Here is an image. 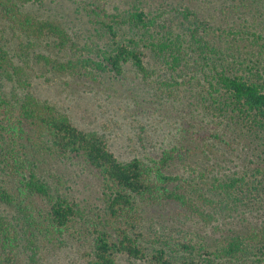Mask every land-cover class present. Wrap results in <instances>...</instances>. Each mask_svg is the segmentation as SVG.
Wrapping results in <instances>:
<instances>
[{"label": "trees", "instance_id": "trees-1", "mask_svg": "<svg viewBox=\"0 0 264 264\" xmlns=\"http://www.w3.org/2000/svg\"><path fill=\"white\" fill-rule=\"evenodd\" d=\"M45 1L0 0V264H47L43 248L66 243L80 245L83 264H264V0H143L105 15L85 3L90 37L37 12ZM36 46L44 67L77 80L114 89L140 77L156 110L140 115L163 122L148 142L161 141L158 153L124 159L105 132L41 98ZM178 110L185 120L168 136ZM198 143L233 147L240 168L224 171L235 155L225 149L206 166ZM61 162L93 171L101 208L68 192ZM182 215L216 228L185 227Z\"/></svg>", "mask_w": 264, "mask_h": 264}, {"label": "rangeland", "instance_id": "rangeland-1", "mask_svg": "<svg viewBox=\"0 0 264 264\" xmlns=\"http://www.w3.org/2000/svg\"><path fill=\"white\" fill-rule=\"evenodd\" d=\"M153 1L159 3L160 0ZM85 3L95 4V6L99 7L101 14L105 15V13L111 14L117 11L118 7H125V9L129 8V6H132L134 3H138V7L143 8V6H146L147 1L46 0L43 5H37L36 11L42 12L45 15L48 14L53 18H57V20L64 22L66 26L74 27L76 29L75 35L89 36L91 33L95 34L93 32L96 26H92V23L95 21L96 16L88 13ZM88 27H91V29L86 31ZM9 38L11 39V44L13 45L14 49L21 51L18 37H12L9 35ZM93 38H96V36H93ZM12 39L14 40V44L12 43ZM27 49H29V47ZM34 49L30 54V57L32 58L31 62L33 64V89L41 98L49 99L52 102L58 104L60 107L69 111V113L73 115L75 121L80 126L96 128L105 132V134L109 137V143L111 147L118 156L124 159L131 158L134 155L142 156L147 153H151L150 155H155L158 153L157 149L161 141L156 138L154 142H148L152 140V136H155L157 133H159L163 122H161V120L158 121L154 117L153 120L148 119L146 122H144L142 115H140V113L142 114V111H144L142 110L144 107L146 109L151 107L147 111L156 113V110L154 109L155 104H149L147 105L149 107H147L142 102L143 98L145 97V93L148 94V91L152 89L149 85L144 83L140 77H137V75L135 76L133 72H130L127 74V78L124 81L115 82V88L110 89L108 84L100 85L96 84L95 82L93 83L77 80L75 78L69 77L64 72H61L58 68H51L49 66L44 67V60L40 61L34 55V53L36 54L37 51H39L40 47L36 46ZM40 51L48 54L51 53V48L45 46ZM57 56L63 57L65 54L62 52ZM152 99H154V97H152ZM170 113L172 114L171 111ZM173 114L174 116L170 117V121L174 125H170L169 123H167V125L169 124V126L174 129H170V132L165 133L168 136L175 135L174 133L177 132L175 127L185 120L184 116H179L184 114L179 110L177 112H173ZM188 115L189 112L187 113V116ZM196 116L198 115L196 114ZM176 121H178V125L175 123ZM146 125L147 131L145 132L140 128V126H144L146 128ZM182 133H179L178 135L181 136ZM145 140H147V143H145ZM143 144H145V147ZM198 144H200V146H202L206 152H199L201 163L204 162L206 166H209V163L207 162L211 163L216 161V157L222 155L220 154V152L222 153V150L225 149L228 150V152L235 151L233 150V147L225 146L224 144L222 146L219 145L220 148L217 151L214 149H209L211 148L208 147L210 143L207 144L208 146L203 145L202 143ZM234 146H236V144H234ZM228 156L231 157V160L229 159L228 161L223 162L225 165L223 167L224 171L238 170L240 168L239 165L242 162V159L239 160L236 153L235 155H230L228 153ZM253 162H255V160L253 159L250 161L249 158V163H246L252 167H255L256 165ZM58 167V172L62 171L60 170L61 167L63 168L65 176L64 180L66 181L68 192H70L75 197L89 202L90 205L95 208V210H98V207H102L103 197L101 193V183L97 176L94 175L93 171L77 162L70 164L67 168L61 162ZM257 196L264 197V192L261 190L258 192ZM249 199H251V201H249ZM249 199L247 200V204L249 203V205L246 206V209H248L247 207L251 206L250 203L255 201V199H253L251 196ZM255 208H259V206L257 205ZM255 208L251 209L254 213L258 212L255 210ZM160 213L165 214L166 216L171 214L170 211H163ZM179 217L181 221L180 224H183L184 222L185 227H188V224L193 223L194 226L198 227L203 233H213L216 228L212 225H199L198 223H194L193 219L187 220L183 215ZM256 217V220L262 222V220H264V209H261L259 215ZM243 218L252 220L248 214H245ZM237 222L240 223L239 219H237ZM217 231H220V229H217ZM79 247L80 245H78V243H66V245L63 247L56 246L52 253H49L48 249L43 248V254H45L47 264H83L84 257L83 255L80 256L81 254L79 255V253H81L78 251ZM17 264H29V262L25 263L21 260Z\"/></svg>", "mask_w": 264, "mask_h": 264}]
</instances>
